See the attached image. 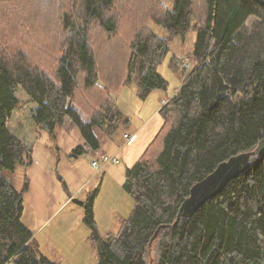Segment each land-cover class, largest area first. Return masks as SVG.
<instances>
[{"label": "trees", "instance_id": "16d2710c", "mask_svg": "<svg viewBox=\"0 0 264 264\" xmlns=\"http://www.w3.org/2000/svg\"><path fill=\"white\" fill-rule=\"evenodd\" d=\"M153 13L167 36L146 26ZM190 30L197 33L191 68L160 107L161 127L125 170L129 216L116 234L102 235L97 189L77 200L88 240L97 264H148L153 247L155 264H264V154L172 225L193 183L264 136V0H173L170 10L162 0H0V264H56L21 220L41 131L54 138L69 118L97 148L94 126L111 136L129 123L113 93L131 83L140 99L164 90L157 66L171 37ZM182 59L172 56L170 68L178 72Z\"/></svg>", "mask_w": 264, "mask_h": 264}, {"label": "crops", "instance_id": "0c3cea01", "mask_svg": "<svg viewBox=\"0 0 264 264\" xmlns=\"http://www.w3.org/2000/svg\"><path fill=\"white\" fill-rule=\"evenodd\" d=\"M128 89V86H123L120 89L121 95H118L117 92L113 93V96L119 111L129 119L127 126L132 129L131 134L129 131H124V127L121 126V130L119 127L115 133L109 136L103 129L94 126L93 132L98 147L92 148L81 134L78 126L66 118L63 124L56 129L54 138H51L47 133L48 137H43L42 140L39 136L33 148L29 189L23 195V204L27 201L33 205L35 215L38 217H47L45 215L48 214L54 216L66 204L68 197L60 187L62 183L58 176L63 179L67 188H70L73 197H76L80 192L89 190L87 186L93 180H98L100 184H103L105 178H111L117 183L123 184L126 167L138 160L161 127L162 117L159 113L162 106L161 101L167 100L177 90V88L174 89L166 97L162 94L157 107L139 113L140 118L135 119L138 113H134L135 117L134 115L130 117L128 107L132 96L133 98L134 96L138 97V89L137 87L133 89L134 91H128ZM72 107L83 122H89V117L85 112L75 104H72ZM131 113L133 114V112ZM125 134H128L129 137H125ZM44 139L47 142L43 141ZM75 147H80V154L74 156L72 150ZM105 154L118 157L119 163L105 165L100 163L98 168L93 167L92 160L97 159L100 162V157ZM24 211L23 207L22 215H24ZM25 225L29 227L27 224ZM32 237L34 240L36 235Z\"/></svg>", "mask_w": 264, "mask_h": 264}, {"label": "rangeland", "instance_id": "374dc122", "mask_svg": "<svg viewBox=\"0 0 264 264\" xmlns=\"http://www.w3.org/2000/svg\"><path fill=\"white\" fill-rule=\"evenodd\" d=\"M162 1L165 9L170 10L172 8L173 0ZM199 4L203 7L201 3ZM200 6L197 8L198 12L202 11ZM155 15L158 14L153 13L150 15L146 21V26L159 36H167L166 29L156 22ZM254 21L255 17L249 16L245 21V26L249 27ZM8 38L10 40L16 39L13 32L8 33ZM196 40L197 33L194 30L188 31L183 36L176 35L171 37L169 51L162 63L157 66V71L167 80L166 88L164 90H152L145 99H140L136 96L133 98L132 96V101L128 107L130 117L137 112L138 115L136 117L134 115V117L135 119L140 118L139 113L146 112L150 108L158 106L162 94L166 97L174 89L178 88L181 82V76L185 74L186 70L181 69L179 66L178 72L173 71L169 66V61L172 56L179 59L183 58L182 61L186 59L191 61ZM6 47L8 48V46ZM128 87V91H132L136 88V85L131 83ZM117 92L118 95H121V90ZM127 127L123 128V130L129 131V134H131L132 129ZM39 136L41 140L43 137H48L44 131H41ZM43 141L47 142L45 139ZM60 187H62L65 196L68 197L61 211L54 216L48 214L45 215L47 217H38L33 212V205H30L26 201L23 204L25 211L21 220L36 235L34 240L39 253L56 262V264H97L96 248L87 238L90 234V229L83 222L84 208L79 205L77 200H85L92 191L98 189L93 202L95 222L101 234L106 235L108 233L114 235L119 229L121 219L129 216L134 205L133 199L125 192L121 184L111 178H105L103 184H100L98 180H93L87 186L89 190L78 193L76 197L71 195V190L67 186L65 187L61 184ZM156 258V249L153 247L149 252L148 264H155Z\"/></svg>", "mask_w": 264, "mask_h": 264}, {"label": "water", "instance_id": "95a60500", "mask_svg": "<svg viewBox=\"0 0 264 264\" xmlns=\"http://www.w3.org/2000/svg\"><path fill=\"white\" fill-rule=\"evenodd\" d=\"M263 154L264 136L252 149L236 153L219 162L210 173L192 184L188 195L182 200L177 209L172 225H176L181 218L192 217L206 201L220 193L228 182L245 172L252 157ZM163 226H169V224ZM157 230L153 234L151 242L156 236Z\"/></svg>", "mask_w": 264, "mask_h": 264}, {"label": "built area", "instance_id": "2783aa9c", "mask_svg": "<svg viewBox=\"0 0 264 264\" xmlns=\"http://www.w3.org/2000/svg\"><path fill=\"white\" fill-rule=\"evenodd\" d=\"M180 67H181V69H184V70L190 69L191 68V61H189L188 59L182 61L181 64H180ZM166 101L167 100L163 99L161 101V104L162 105L165 104ZM124 136L127 137V138L129 137L128 134H125ZM100 163L102 165H105V164H108V163H115L116 164V163H119V158L116 157V156H111V155L105 154V155H102L100 157V162H99V160L94 159V160H92L91 164H92L93 167L98 168L100 166Z\"/></svg>", "mask_w": 264, "mask_h": 264}]
</instances>
